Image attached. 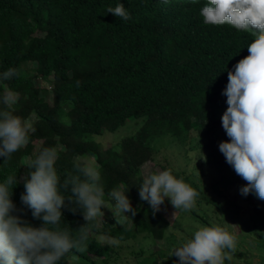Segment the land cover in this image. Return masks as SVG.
<instances>
[{"label": "trees", "instance_id": "1", "mask_svg": "<svg viewBox=\"0 0 264 264\" xmlns=\"http://www.w3.org/2000/svg\"><path fill=\"white\" fill-rule=\"evenodd\" d=\"M118 3L124 4L130 20L107 13ZM205 3L0 0V75L17 70L10 79H0V100L6 89L17 93V102L8 110L35 129L26 146L7 160L0 157V183L16 175L12 214L33 227L43 226L21 195L25 179L35 170L25 165L46 147L57 151L54 167L61 185L69 174H79L75 165L87 166L83 158L92 157L99 165L104 199L110 201L108 193L123 187L137 210L135 216L118 217L120 223L113 218V223L101 224L98 219L86 241L87 250L73 249L58 264H73V259L97 264L118 253L121 245L101 242V235L119 243L166 239L170 219L139 196L143 166L157 161L151 144L155 137L171 136L184 143L195 132L219 180L231 188L241 183L219 150V144L230 139L222 127L227 110L223 92L228 72L250 54L248 45L255 37L229 25H205L199 14ZM27 62L33 64L29 69L24 67ZM4 108L0 103V110ZM142 116L146 119L140 129L118 145L104 146L93 137ZM172 173L195 186L187 175ZM60 193L66 198L72 195L71 185L66 190L61 186ZM245 199L264 232V200L254 192ZM72 207L76 206L66 199L60 227L75 235L87 221L82 209L74 213Z\"/></svg>", "mask_w": 264, "mask_h": 264}, {"label": "clouds", "instance_id": "2", "mask_svg": "<svg viewBox=\"0 0 264 264\" xmlns=\"http://www.w3.org/2000/svg\"><path fill=\"white\" fill-rule=\"evenodd\" d=\"M107 13L123 21L131 19L122 3L108 7ZM199 14L205 25H229L255 37L248 45L250 54L235 65L234 72H228V84L223 92L228 107L222 116V127L230 139L221 142L219 150L235 173L247 182L240 189L241 194L247 196L254 192L258 199L264 200V0H206ZM16 74L17 70L10 68L0 79L7 80ZM17 99V93L6 89L0 100L5 106L0 110V157L6 160L26 146L29 132L35 131L30 122L8 110ZM57 156L55 148L46 147L25 165L35 170L29 173L30 179H25L21 201L32 209L35 218L42 219V227H33L12 214L16 175L0 183V264H58L73 249L81 253L87 250L89 233L104 215L102 207L113 212L116 223H120L117 217L129 218L125 213L136 215L137 210L126 195L128 190L123 187L108 193L114 205L104 199L99 165H75L79 174H69L61 185L54 167ZM69 185L72 195L66 198L60 193V187L66 190ZM198 195L182 177L174 176L171 169L145 175L139 189L141 200L147 201L154 212L160 210L165 198L177 211H189ZM66 199L76 206L70 210L75 213L77 208L82 209L87 221L75 235L60 227ZM98 239L117 243L104 235ZM236 250V236L226 228L202 226L169 256L178 257L179 264H225Z\"/></svg>", "mask_w": 264, "mask_h": 264}, {"label": "rangeland", "instance_id": "3", "mask_svg": "<svg viewBox=\"0 0 264 264\" xmlns=\"http://www.w3.org/2000/svg\"><path fill=\"white\" fill-rule=\"evenodd\" d=\"M32 65L27 62L24 67L29 69ZM145 119V116L130 119L114 131H103L93 137L104 146L118 145L126 136L134 135ZM151 144L157 150V161L147 162L143 166V174L163 171L166 166L174 172L187 175L195 185L193 188L199 193L195 204L189 211H177L170 200L165 198L160 210L171 221L166 239L161 242L149 239L144 242L140 239L117 242L121 245L118 253L107 260H99L97 264H179L178 257L169 256L173 250L191 239L200 227L214 225L224 227L236 236L237 250L225 264H264V238L260 236L264 232L261 222L254 215L253 206L240 192L247 182L242 179L235 187L225 186L219 180L215 167L207 162V151L199 146L195 132L184 143L171 136H161L155 137ZM83 159L87 166H96L94 158ZM107 202L109 205L115 203L113 200ZM103 213L101 224L113 223V212L103 207ZM127 214L131 216L130 212ZM255 222L259 224L256 225ZM141 248L143 253H140ZM72 263L79 264L76 259Z\"/></svg>", "mask_w": 264, "mask_h": 264}]
</instances>
